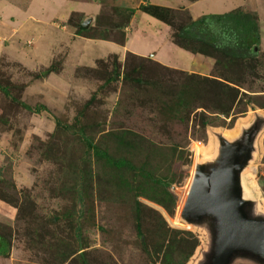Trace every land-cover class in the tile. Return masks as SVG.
<instances>
[{"label":"rangeland","instance_id":"rangeland-1","mask_svg":"<svg viewBox=\"0 0 264 264\" xmlns=\"http://www.w3.org/2000/svg\"><path fill=\"white\" fill-rule=\"evenodd\" d=\"M98 2L83 31L70 13L73 30L39 61L3 42L0 203L14 219L0 221V258L208 264L213 218L187 220L182 204L196 171L213 169L222 145L253 125L237 184L246 215L264 219V0ZM154 6L169 10L162 20ZM207 15L238 17L249 31L196 24ZM81 37L116 49L87 52ZM164 46L181 62L159 61ZM226 264L264 261L235 252Z\"/></svg>","mask_w":264,"mask_h":264},{"label":"water","instance_id":"water-1","mask_svg":"<svg viewBox=\"0 0 264 264\" xmlns=\"http://www.w3.org/2000/svg\"><path fill=\"white\" fill-rule=\"evenodd\" d=\"M85 27V24H81ZM255 125L243 139L222 145V158L213 169L196 171L182 204L181 214L196 220L201 214L213 218L214 232L208 264H226L235 252H245L264 261V219H251L237 184L239 167Z\"/></svg>","mask_w":264,"mask_h":264},{"label":"crops","instance_id":"crops-1","mask_svg":"<svg viewBox=\"0 0 264 264\" xmlns=\"http://www.w3.org/2000/svg\"><path fill=\"white\" fill-rule=\"evenodd\" d=\"M100 5L101 2H98V0H0V52L4 51L3 42L9 43L7 44L9 46L12 41H19L20 52L35 61H39L41 56L47 52L50 43H56L58 38L65 37L73 30L74 26L71 28L65 22L70 13L81 14L80 16L85 19L84 23L86 25L97 14ZM86 6L88 9H86ZM81 39L77 43L84 46L87 52L92 50L93 53L100 52L103 54L105 50L109 51L108 48L116 49L114 45H110L106 41L94 40L88 37H81ZM126 44L133 50L132 52L141 53L148 48V42H144L143 46L139 47L133 43L128 44L126 42ZM153 45L148 50H152L157 46ZM166 48L167 46H164L163 51L160 49V55H157L159 61L168 65H175V61L181 62L174 57V49H170L173 53L172 56L168 52L169 49L165 53ZM1 204L0 221L6 222L14 219L10 206ZM15 263L17 262L11 260L10 256L0 258V264Z\"/></svg>","mask_w":264,"mask_h":264},{"label":"trees","instance_id":"trees-1","mask_svg":"<svg viewBox=\"0 0 264 264\" xmlns=\"http://www.w3.org/2000/svg\"><path fill=\"white\" fill-rule=\"evenodd\" d=\"M128 14L126 15V18L129 17V14H131L132 10L131 9H125ZM153 10V11H152ZM151 12H150V15H152L153 17H156L160 20H162V17H160V13L161 12H164V11H169L168 9L166 8H163V7H160V6H154L152 8ZM245 17H247L245 15ZM245 17H242V18H245ZM200 23H209V25H219V27L221 28V31L223 33H226L228 35H232L233 37L237 38V37H241V36H244V34H247V32L249 31V22L248 23H245L243 21V19L241 20L240 18L238 17H227V16H220V15H207L201 19H199L196 24H198L200 26ZM77 26V29L78 32L79 31H83V27L80 25V24H76ZM206 30V28L204 29ZM106 159L108 161H111L110 158H108L107 156H105ZM113 164H114V167L117 168L116 166H118V164L120 163H115L113 161ZM116 165V166H115ZM157 180V183H162V184H165L166 182L165 181H162L161 179H156Z\"/></svg>","mask_w":264,"mask_h":264},{"label":"bare ground","instance_id":"bare-ground-1","mask_svg":"<svg viewBox=\"0 0 264 264\" xmlns=\"http://www.w3.org/2000/svg\"><path fill=\"white\" fill-rule=\"evenodd\" d=\"M180 220H182L181 218H179ZM183 221V220H182ZM185 223V222H184ZM187 225V224H186Z\"/></svg>","mask_w":264,"mask_h":264}]
</instances>
